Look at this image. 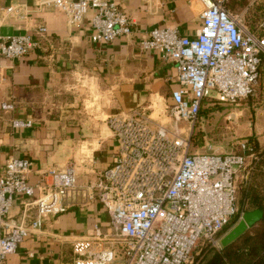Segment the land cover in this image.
I'll use <instances>...</instances> for the list:
<instances>
[{"label":"built area","instance_id":"2783aa9c","mask_svg":"<svg viewBox=\"0 0 264 264\" xmlns=\"http://www.w3.org/2000/svg\"><path fill=\"white\" fill-rule=\"evenodd\" d=\"M201 27L195 37L176 28L153 27L139 41L162 60L175 63L179 88L171 92L172 106L164 121L144 110L111 114L107 125L117 142L114 162L102 178L88 186L76 183L74 168H49L32 185L28 175L32 161L10 157L0 174V264L15 252L30 229L41 227L46 215L64 212L72 190H97V199L110 216L119 251L95 248L101 240L79 238L72 244L71 264H187L195 246L204 240L219 247L222 232L236 212L235 175L244 169L245 151H191L194 127L206 98L221 103L240 101L254 94L264 55V35L249 30L231 12L225 0H199ZM44 8L64 11L70 26L89 14L90 39L107 43L132 34L131 19L116 0H38ZM9 15L20 16L16 7ZM44 26L36 34L45 36ZM39 46L30 34L0 40V56L15 60ZM0 64V82L3 80ZM11 104H2L3 109ZM187 122L185 127L180 122ZM171 122V128L166 123ZM27 124L14 121V125ZM248 171L243 174L246 180ZM37 189V213L27 225L11 223L7 216L14 195L30 196Z\"/></svg>","mask_w":264,"mask_h":264},{"label":"crops","instance_id":"0c3cea01","mask_svg":"<svg viewBox=\"0 0 264 264\" xmlns=\"http://www.w3.org/2000/svg\"><path fill=\"white\" fill-rule=\"evenodd\" d=\"M116 1L131 19L132 34L94 43L89 14L70 26L64 11L41 7L38 0H0V40L26 33L39 40L24 57L11 61L0 56V174L8 158H27L32 161L28 180L35 185L49 168L71 164L76 183L85 187L102 178L118 152L108 115L144 110L164 121L172 106L171 92L179 88L175 63L141 48L139 41L153 27L164 26L197 36L202 6L199 0ZM254 2L247 0L241 10ZM10 5L20 16L7 13ZM38 26L46 27L45 36L36 34ZM262 83L264 94V74ZM3 103L12 107L3 109ZM39 195L37 189L30 196L15 194L7 219L29 224ZM66 201L67 209L46 215L4 264H71L72 244L79 238L101 237L93 243L95 248L119 251L96 189L72 190Z\"/></svg>","mask_w":264,"mask_h":264},{"label":"rangeland","instance_id":"374dc122","mask_svg":"<svg viewBox=\"0 0 264 264\" xmlns=\"http://www.w3.org/2000/svg\"><path fill=\"white\" fill-rule=\"evenodd\" d=\"M228 8L231 12L238 14L242 18L244 25L249 30H255V34L263 33L264 0H256L245 11H242L239 5H235L233 8L228 6ZM262 87L263 83L260 84L259 82L253 95L236 102L219 104L210 98L205 99L198 121L194 127L191 151L215 153L238 152L241 149V143H245L246 145L249 143L252 148L254 141L260 147H263L264 139L258 138L259 136H264V94ZM186 125L187 122H180V126L185 127ZM166 127H173L172 123L166 124ZM248 138L252 140H248ZM247 151L248 149L245 151V168L240 169L235 175L236 212L225 226L222 236L241 218L243 212H245L246 202L244 193L249 182V168L252 162L258 157L256 152L251 151L247 153ZM245 171H248V176L246 180H243ZM220 248L221 244L219 247H212L204 240H200L193 249L191 258L187 264L200 263L213 250H219Z\"/></svg>","mask_w":264,"mask_h":264},{"label":"trees","instance_id":"16d2710c","mask_svg":"<svg viewBox=\"0 0 264 264\" xmlns=\"http://www.w3.org/2000/svg\"><path fill=\"white\" fill-rule=\"evenodd\" d=\"M246 3L247 0H232L231 3L227 5L233 8L235 5L242 7ZM254 31L255 30L252 32ZM262 32L263 33L261 34H257L262 36L264 35V30ZM260 64L261 65H259L258 68L259 76L257 85L259 82L262 84L264 58H262ZM214 101L219 104L221 103L217 100ZM248 140L252 139L248 138ZM240 151L241 149L238 152ZM251 151L256 152L258 157L252 162L249 168V182L244 193V199L246 202L245 211L258 208L262 210L263 216L232 243L224 247L221 246L219 250H213L204 261L195 264H264V146L260 147V145L254 141L252 143V148L250 147L247 153H250Z\"/></svg>","mask_w":264,"mask_h":264},{"label":"water","instance_id":"95a60500","mask_svg":"<svg viewBox=\"0 0 264 264\" xmlns=\"http://www.w3.org/2000/svg\"><path fill=\"white\" fill-rule=\"evenodd\" d=\"M263 216L261 209H253L243 212L241 218L221 237L220 244L222 247L229 245L248 228L259 221Z\"/></svg>","mask_w":264,"mask_h":264}]
</instances>
